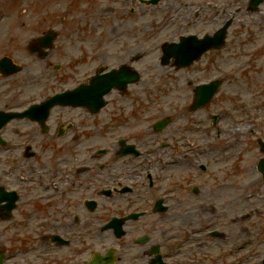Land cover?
Segmentation results:
<instances>
[{
	"label": "rangeland",
	"instance_id": "1",
	"mask_svg": "<svg viewBox=\"0 0 264 264\" xmlns=\"http://www.w3.org/2000/svg\"><path fill=\"white\" fill-rule=\"evenodd\" d=\"M218 1L220 15L224 19L231 17L234 20L225 45L221 49L211 50L191 69L180 72L163 67L159 62V45L171 38L168 23H161L167 6L157 9L155 14L142 12L144 8L139 9V52L145 53V57L139 61V70L143 74L139 83V95L143 96L142 103L139 101V118L132 116L128 109L119 114V107L112 103V106L106 105L100 113L91 117L82 109L55 108L48 122L49 127L53 128L50 133H44L35 122L13 120L3 129V137L15 148L0 150V184L6 180L3 167H9V163L14 162H23L25 166L21 170H27L28 174L37 178L39 172L31 159L26 157L24 145L34 134L49 140L55 136L57 124L69 120L76 127L64 137L55 136L52 144L57 149L60 147L59 142L73 143V137L82 140V143H90V149L96 154L95 163H100L99 160L103 161L106 157H97L98 149L112 150L111 147L118 145L119 140L124 138L139 144L142 149L139 164L144 175L146 171H151L157 180L154 195L168 192L161 185L168 187L173 182L183 183L171 187L178 190L182 197L173 191L167 193L169 211L143 219L145 231L155 228V233L161 232V239L162 230L166 229L168 245H172L170 242L175 243V246L168 248L169 252L183 258L185 250L190 247L207 250L206 256L210 261L200 255L196 264H228L233 261L236 264H263L264 180L256 167L264 153L260 151L256 138H264V3L259 11L254 12L248 10L249 0ZM57 4L52 5L45 0L43 3L40 0H0V57L9 54L24 65L21 72L11 77L0 76V108L20 110L32 101L71 87L77 77L82 79L95 71L92 69L94 62L90 63L93 51H113L115 56L111 62H116L122 50L121 38H109V34H112L108 32L110 25L107 30L101 27V32L89 31L81 13H78L82 11L83 16L87 14L90 18L94 13L90 4L79 2L75 7ZM62 6L65 14L57 17L54 9ZM98 11L105 15L103 9ZM42 13L50 14V17L46 18ZM146 16L152 22H144ZM50 19L54 20L49 22ZM210 23L208 30L214 26ZM49 26L59 28L60 35L55 48L42 60L31 53L27 45ZM128 43H132V40H128ZM77 54L83 57L80 56V60L75 62ZM217 59L221 60L219 66ZM56 65H60V68L56 69ZM189 76L194 79L197 77L196 80L224 77V84L216 97L223 106H218L223 108L222 146L214 145V133L197 123V115L190 116L187 110L185 112L191 96L190 89L184 85ZM114 106L119 110L112 109ZM237 106L242 107L238 109L239 112L244 111L240 115L243 117L242 122L249 115L253 116V122H239L236 126L241 132L254 128L256 135L246 136L248 141L245 142V134L241 133L237 138L239 141L232 145L229 134L235 124L234 108ZM165 115H172L176 119L175 123L161 132H153V123ZM82 128L87 130L81 132ZM21 143L24 147L19 146ZM34 145L38 152L39 167L41 162L49 166L56 159V150L45 148L44 142L39 141ZM203 145L209 151H202ZM217 154L225 159L224 165ZM200 164L210 166L209 170H201ZM40 169L42 174L47 170ZM188 172L190 175L184 181L181 176ZM220 183L230 188H217ZM195 185L198 187L197 193L191 188ZM44 186L36 187L43 192ZM152 192H149L150 197ZM179 197L181 201H178ZM216 197L219 199L218 204L213 201ZM215 205L218 213H215ZM156 218H161L160 225L153 223ZM214 221L216 226L211 224ZM4 225L0 223V232L11 230L6 226L3 231ZM209 230H217L221 235L212 238ZM22 231L25 232V229L22 228ZM190 240L193 241L192 246H186Z\"/></svg>",
	"mask_w": 264,
	"mask_h": 264
},
{
	"label": "flooded vegetation",
	"instance_id": "2",
	"mask_svg": "<svg viewBox=\"0 0 264 264\" xmlns=\"http://www.w3.org/2000/svg\"><path fill=\"white\" fill-rule=\"evenodd\" d=\"M79 2H86L93 7L94 13L90 18L76 9L84 18L89 31L101 32V27L107 30L110 25L108 32L112 34H109V38H121L122 50L115 63L111 62L115 56L113 51H93L90 56V63L94 62L92 69L96 62L103 60L106 64L105 72L127 64L139 76L141 8L150 9L155 14L157 9L167 6L168 10L162 15L164 19L161 23H168L171 41L190 34H212L225 21L217 9L218 0H157V4L153 5H147L141 0H68L60 6L64 3L75 7ZM100 9L104 10L105 15L99 13ZM54 10L55 13H64L63 6ZM49 17L50 14L46 18ZM149 18L146 16L144 22H152ZM208 20H211V26L214 25L209 30ZM128 40H132V43H128ZM80 56H76L75 62L80 60ZM92 75L77 81L76 86L87 83ZM189 81L192 82L191 79ZM203 81L207 80H200ZM108 100L107 105L112 106L115 103L119 107V114L128 109L132 116L139 118V78L136 83L123 89L112 90ZM117 106L112 109L118 111ZM85 114L91 115L89 111H85ZM126 116L127 114L124 117ZM80 130L84 132L87 128ZM177 135L181 139L178 133ZM55 138L51 136L49 140L42 139L34 134L24 146L31 145L35 150L34 143L50 142L52 145ZM71 141L74 142L61 144L56 149V159L49 166L41 162L40 167L47 168L43 174L37 163L38 153L35 157H29L39 172L37 178H33L27 170H21L25 166L23 162L9 163L14 173V179L10 177L14 185L12 189L17 191L19 198L11 218L1 219L3 211L0 209V223L5 224L3 231L6 226L11 229L6 233L0 232V238L5 239L0 240V264H89L96 252L102 253L100 264H154L156 255L153 253L156 246H160L167 264H184L178 256L168 251L175 243L170 242L172 245H168L166 229L162 230V239L161 232L155 233V228L145 235L142 217L125 223L122 237L117 235L114 228L107 227L114 217L122 218L129 213L143 210L139 206L146 195L144 190L151 188L147 173L144 175L141 170L139 156L119 155V145H113L112 150L105 148L102 153L98 151L97 157L106 158L95 163L96 154L90 149V143H82V140L78 141L73 137ZM19 146L24 147L23 143ZM136 146L139 148V144ZM4 147L6 150L15 148L11 144ZM202 150L208 151L204 145ZM176 184L180 183L162 186L171 188ZM42 185L43 192L36 187ZM93 202H97L95 209L91 208ZM218 202L219 200L216 204ZM151 213L156 216L153 206ZM160 222L161 218L153 221L159 225ZM209 231L212 238L216 236L213 230ZM144 236L148 237V241L140 242L139 238ZM192 244V240L186 242V246ZM189 252L191 253V247ZM200 252L206 253L207 250L202 251L200 248Z\"/></svg>",
	"mask_w": 264,
	"mask_h": 264
},
{
	"label": "water",
	"instance_id": "3",
	"mask_svg": "<svg viewBox=\"0 0 264 264\" xmlns=\"http://www.w3.org/2000/svg\"><path fill=\"white\" fill-rule=\"evenodd\" d=\"M224 37H225V30H224L223 34H219L214 39H204L203 41H201V44L205 48H208L211 44H214L215 46H220L223 43V41H224ZM52 38L53 37H49V36L42 37L39 40H37V43H38L39 46L44 45V46H48V47L52 48V45H53ZM165 46H167V44ZM30 48L33 49V47H30ZM197 48H200V46L198 44H196L194 41H192L191 46L189 48H187L186 51H180V52L181 53H185L186 57H188L190 55L194 57L195 54H201V52H202V51H196ZM44 54H46V52L42 51L41 55H44ZM0 68L2 69L3 72H5V74H9L11 72H16V71L21 69V67H19V66L11 65L6 59H2L0 61ZM115 82H117V81H115ZM99 83L102 85V88H105V87L109 88L111 86V84H113L114 82L112 81V83H110L109 80L107 79V76L103 75V77H99ZM218 84L219 83L216 84V82H215V83L203 86V90L198 93L200 101H199V103H197V105L206 103L209 100V98L213 95V93L216 90ZM104 92H105V90H104ZM102 94L99 95L98 98H97V109L103 104V101L101 99ZM58 96H62V95H58ZM61 98H58V99H61ZM52 103H55L54 99L48 101L47 105L50 106V105H52ZM34 110H35V108H30L28 111L22 113V115L21 114H16V115H18V116H23V115H27V114L32 115V114H34L33 113ZM16 115L1 113L0 114V127L4 123H6L9 120V118H12V117H14ZM259 167H260V169L262 171H264V160L260 163Z\"/></svg>",
	"mask_w": 264,
	"mask_h": 264
}]
</instances>
